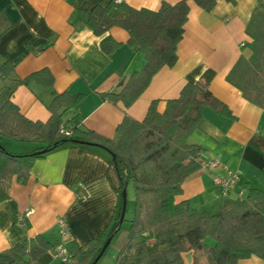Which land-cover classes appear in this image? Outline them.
<instances>
[{"label": "crops", "instance_id": "crops-1", "mask_svg": "<svg viewBox=\"0 0 264 264\" xmlns=\"http://www.w3.org/2000/svg\"><path fill=\"white\" fill-rule=\"evenodd\" d=\"M110 1L0 0V10L12 23L0 36V58L18 60L16 77L24 78L43 68L53 76L48 87L35 83L16 87L11 100L20 112L30 120L46 121L50 116L47 105L54 95L82 93L80 101L63 112L62 125L90 129L116 141V127L125 115L143 119L154 100L161 112L166 100L176 98L187 82L206 81L209 91L230 113L205 108L188 140L200 147V158H216L219 164L196 170L183 182L176 200L186 199L198 210L216 213L224 196L215 188L213 178L224 176L227 168L239 176L228 196L235 197L239 190L246 193L250 188H264V100H251L227 80L237 61L248 59L255 48L254 61L261 71L249 77L245 86L264 99V0H217L208 11L187 0L189 9L176 61L158 70L128 107L101 93L119 92L130 75L142 68L144 57L127 44L128 33L120 27L94 34L82 9L85 3L105 5ZM164 1L179 0H122L134 8L150 10H157ZM105 35L120 43L110 54L100 47ZM2 143L16 154L37 146L9 138ZM119 185L111 154L100 146L63 144L37 157L26 180L13 176L7 198L0 201V251L38 234L55 245L62 240L57 223L61 217L78 244L99 237L120 208ZM120 230L110 241L115 239L113 253L105 264H113L115 252L125 240L127 232ZM206 241L213 243L210 238ZM182 257L185 264L195 259L198 264H207L204 254L192 250L183 252ZM36 264H58L53 247L40 254ZM237 264L263 261L251 255Z\"/></svg>", "mask_w": 264, "mask_h": 264}, {"label": "trees", "instance_id": "trees-1", "mask_svg": "<svg viewBox=\"0 0 264 264\" xmlns=\"http://www.w3.org/2000/svg\"><path fill=\"white\" fill-rule=\"evenodd\" d=\"M193 1L207 11L217 2ZM225 1L233 3L235 0ZM82 9L88 15L87 24L94 34L102 35L112 26L120 27L128 33L127 44L144 57L142 68L130 75L119 92L101 93L104 98L120 101L128 107L158 70L171 67L176 61V47L189 9L187 0L164 1L157 10L134 8L112 0L105 5L85 3ZM11 25L0 10V36ZM246 30L249 31V25ZM119 44L110 35L100 40L101 49L108 54ZM254 57L255 48L248 59L241 57L237 61L227 80L244 96L261 102L264 99L259 98L258 92L252 93L245 86L249 84V77L261 71ZM17 61L0 60V201L7 198L13 176L21 182L26 180L37 157L63 144L96 145L113 154L120 199L129 181L134 186V213L113 264H185L182 254L189 250L204 254L207 264H237L239 259L251 255L259 256L264 264V188H250L241 197L224 196L214 214L196 209L186 199L176 200L183 182L200 168L201 149L188 137L201 120L203 110L230 113L227 106L212 95L206 81L187 82L176 98L166 100L161 112L154 100L143 119L125 115L116 127L117 139L112 141L90 129H66L62 125L63 112L75 106L84 96L82 93L54 95L47 105L50 116L46 121L26 118L11 100L14 90L18 85L30 83L51 86L53 76L43 68L24 78L16 77ZM62 129L68 133H63ZM4 138L37 146L30 152L16 154L4 147ZM120 208L99 237L83 244L74 239L68 241L71 258L58 264H90L104 241L120 230L125 220L124 217L119 220ZM207 238L212 239L213 244H208ZM53 246L38 234L1 250L0 264H36L37 257ZM190 264H198V261L195 259Z\"/></svg>", "mask_w": 264, "mask_h": 264}, {"label": "built area", "instance_id": "built-area-1", "mask_svg": "<svg viewBox=\"0 0 264 264\" xmlns=\"http://www.w3.org/2000/svg\"><path fill=\"white\" fill-rule=\"evenodd\" d=\"M115 3H121L122 0H112ZM63 133H68L66 130L62 129L61 130ZM219 161L216 158H200V167L202 168H214L218 166ZM226 169L227 167L224 166ZM239 179L238 173L233 172L227 168V172L225 173L224 176L220 175H215L213 178V183L217 191L222 195V196H228L231 190H233V187L237 180ZM236 193L237 197H241L244 193L243 191L239 190ZM26 214L29 213V211L25 212ZM59 231L62 235V240L57 242L53 246L54 250V256L58 260V262L64 263L68 262L71 258V253L68 249L67 243L68 241L72 240V236L68 230V225L67 222L65 221L64 218H58L57 219Z\"/></svg>", "mask_w": 264, "mask_h": 264}, {"label": "rangeland", "instance_id": "rangeland-1", "mask_svg": "<svg viewBox=\"0 0 264 264\" xmlns=\"http://www.w3.org/2000/svg\"><path fill=\"white\" fill-rule=\"evenodd\" d=\"M1 60V58H0ZM1 84V82H0ZM134 208H135V194H134V186L133 183L131 181H129L126 185V209H125V214H124V221L122 222V228H121V232L125 231L127 232L129 225H130V219L133 216L134 213ZM124 229V230H122ZM124 240V238H123ZM209 240V239H208ZM115 239L112 240V243L109 244V246L107 247L105 256L99 261L98 264H105L108 260L107 257H109L112 253H113V248H114V243ZM124 242V241H123ZM213 244V243H211ZM117 253V250L115 252V254Z\"/></svg>", "mask_w": 264, "mask_h": 264}, {"label": "water", "instance_id": "water-1", "mask_svg": "<svg viewBox=\"0 0 264 264\" xmlns=\"http://www.w3.org/2000/svg\"><path fill=\"white\" fill-rule=\"evenodd\" d=\"M111 157L113 158V154H111ZM125 209H126V188H124L121 191V208H120V217H119L120 222L122 221V219L124 217ZM111 238L112 237L110 236L104 241V243L101 246L98 254L95 256V258L93 259V261L90 264H96V262L99 260V258L102 256V254L105 252L106 248L110 244Z\"/></svg>", "mask_w": 264, "mask_h": 264}]
</instances>
